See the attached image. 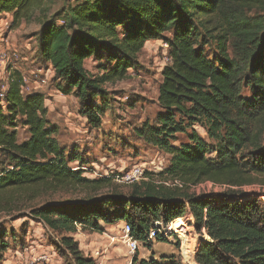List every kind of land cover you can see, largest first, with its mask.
Here are the masks:
<instances>
[{"label":"trees","instance_id":"1","mask_svg":"<svg viewBox=\"0 0 264 264\" xmlns=\"http://www.w3.org/2000/svg\"><path fill=\"white\" fill-rule=\"evenodd\" d=\"M46 1L0 0V14H11L14 28L43 11ZM35 36L39 57L52 68L60 91L75 96L79 114L92 128L101 126L105 85L124 80L137 68L145 44L162 40L170 62L158 87L161 112L138 136L167 155L168 163L160 173H145L143 180L125 185V194H97L110 179H88L68 167L78 157L67 159L55 139L58 126L47 119L44 95L23 94L22 77L13 72L0 104V213L17 209L18 194L79 190L84 193L79 202L30 210L61 236L56 251L67 264H96L74 240L78 229L103 234L102 225L122 222L145 244L156 222L184 233L181 218L187 214L196 233L206 235L194 264H264V202L237 190L264 184V0H65ZM199 46H214L215 55L207 58ZM89 58L98 62L96 75L85 68ZM18 125L29 135L21 143ZM179 135L187 142L176 146ZM209 182L225 192H189ZM6 236L0 224V264L9 249ZM166 240L158 236L156 241ZM131 264L181 262L176 256L146 260L136 255Z\"/></svg>","mask_w":264,"mask_h":264},{"label":"rangeland","instance_id":"2","mask_svg":"<svg viewBox=\"0 0 264 264\" xmlns=\"http://www.w3.org/2000/svg\"><path fill=\"white\" fill-rule=\"evenodd\" d=\"M64 1L47 0L43 6L44 12L36 11L32 20L28 23L22 21L14 28L12 15L0 14V87L9 82L11 73H20L32 92L44 95L47 119L58 126L55 139L64 150L65 157H78L68 167L79 165L86 169L85 172L82 171V176L88 179L109 178L111 182L97 194L113 191L125 194L129 186L116 183L114 177H120L134 166L141 167L144 176L145 173H160L154 172L155 169H164L168 163L167 155L146 144L138 136L143 125H154L157 114L161 112L157 96L162 69L170 62L168 47L162 40L147 42L137 56V68L129 70L124 80L105 85L106 101L99 104L101 126L92 128L79 114L80 106L75 96L64 95L60 91V82L55 80L52 68L41 60L37 50L36 32L45 19L63 6ZM57 24L62 25V21L58 20ZM165 37L170 36L165 34ZM199 48L209 59L215 55L214 46ZM229 55H232L230 51ZM84 65L91 74L98 73V62L93 58L85 60ZM42 79L46 83L39 85V80ZM193 129L201 139L211 144L201 128ZM15 130L18 143L28 138L27 130L22 125H18ZM177 139L176 146L187 142V136L184 135L177 136ZM225 190V187L209 182L190 187L189 192L210 195L220 194ZM237 190L242 196L264 202V184L261 182ZM83 199L84 193L79 190L56 193L38 191L36 197L28 192L15 196L13 201L17 209L11 213H0V224L6 230L9 244L1 264H67L66 258H62L56 251L61 236L46 228L39 219L31 215L30 210L46 203L79 202ZM181 221L180 230L184 233L177 234L169 225L165 228H168L166 231L170 234H163L166 242L154 241L151 248L140 243L133 256L129 255L126 247L118 240L102 254L101 250L109 245V238L117 235L120 228L105 232L106 235L81 231L78 236L74 234L73 238L78 246L81 244L82 249H86V255L82 252L85 256H90L96 250L101 251L102 257L96 264H131L136 255L139 259L151 256L153 252L154 255L170 254V250L176 252L175 248L176 257L181 264H194L197 245L206 240V235L196 233L190 214L181 218Z\"/></svg>","mask_w":264,"mask_h":264},{"label":"built area","instance_id":"3","mask_svg":"<svg viewBox=\"0 0 264 264\" xmlns=\"http://www.w3.org/2000/svg\"><path fill=\"white\" fill-rule=\"evenodd\" d=\"M45 83H46L45 79L39 80V85L45 84ZM7 89H8V83L5 86L0 87V104H3ZM21 92L23 94L32 93L29 84L26 83L23 77H22ZM160 169L161 167H157L155 169L156 171L154 172L162 171L163 167L161 170ZM71 170L73 171L82 170L85 172L86 169L80 168L79 165H77L76 167L71 168ZM143 179H144L143 169L139 166H134L133 168H131L129 171H127L120 177L118 176L114 177L113 180H115V182L120 185H131ZM175 184L180 186L178 182H175ZM166 230H168V228H165V226L162 223H159V222L154 223L152 228L149 230V233L147 234L146 242L144 245L148 243L153 244V242L157 240L158 236L164 237L166 234H170V233H167ZM109 239H110L109 245H106V247H104V249L101 250L103 255L104 253L107 252L108 247L112 245L116 240L120 241V243L126 247L127 252L129 253L130 256H133L139 249L140 243L131 235V229L125 223L122 224L117 235L111 236ZM101 251L96 250V251L91 252V256L96 263L102 257V255L100 254Z\"/></svg>","mask_w":264,"mask_h":264},{"label":"crops","instance_id":"4","mask_svg":"<svg viewBox=\"0 0 264 264\" xmlns=\"http://www.w3.org/2000/svg\"><path fill=\"white\" fill-rule=\"evenodd\" d=\"M122 224L123 223L120 222V223H118L116 225H102V228H103V231H104V233L102 235H106L105 232H111L112 230H114L116 228H120L122 226ZM79 234H81V230L80 229L77 230V233L75 234V236H78ZM79 245H80L79 246L80 251H82L86 255V253H85V250L86 249H82L81 244H79ZM175 251L176 252L174 253V251L170 250V254H157V255H154V252H153V253H151L152 254L151 256L149 255L147 257H139V259H146V260H148V259H150L153 256L154 259L160 260V258H166V257H170V256H177L176 255L177 254V249L176 248H175Z\"/></svg>","mask_w":264,"mask_h":264},{"label":"bare ground","instance_id":"5","mask_svg":"<svg viewBox=\"0 0 264 264\" xmlns=\"http://www.w3.org/2000/svg\"><path fill=\"white\" fill-rule=\"evenodd\" d=\"M171 228L173 229V225L171 224Z\"/></svg>","mask_w":264,"mask_h":264}]
</instances>
